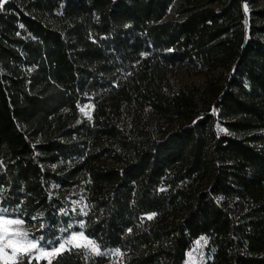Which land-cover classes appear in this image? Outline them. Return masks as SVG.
I'll return each mask as SVG.
<instances>
[{"label":"trees","instance_id":"1","mask_svg":"<svg viewBox=\"0 0 264 264\" xmlns=\"http://www.w3.org/2000/svg\"><path fill=\"white\" fill-rule=\"evenodd\" d=\"M0 207L107 264H264V0H9Z\"/></svg>","mask_w":264,"mask_h":264},{"label":"snow or ice","instance_id":"2","mask_svg":"<svg viewBox=\"0 0 264 264\" xmlns=\"http://www.w3.org/2000/svg\"><path fill=\"white\" fill-rule=\"evenodd\" d=\"M7 3L9 0H0V11H4V6ZM245 11H247V5H245ZM14 211L0 207V264H32V259L39 260L41 258L45 259L47 264H53L54 261L55 264H60L63 254L72 253L73 250H77L76 254H80V250H82L85 260L89 256L122 255L118 249L112 252L102 251L99 244L85 235L84 231L72 232L69 237L59 242L58 246H52V241H45L43 236L30 233L24 227L25 221L23 219L10 218ZM83 214L87 215L86 212ZM148 218L151 219L152 217L149 216ZM40 227L43 228V225ZM72 227L71 224L68 225V229ZM79 227L84 229L83 221L80 222ZM200 241H203L204 245L208 243L206 238L201 237L200 240L196 241L198 246H202Z\"/></svg>","mask_w":264,"mask_h":264},{"label":"rangeland","instance_id":"3","mask_svg":"<svg viewBox=\"0 0 264 264\" xmlns=\"http://www.w3.org/2000/svg\"><path fill=\"white\" fill-rule=\"evenodd\" d=\"M173 75H174V78L176 80V84L177 85L196 86L199 89H201L202 86H203V83H204V79L202 77H200V76H188L184 72H174ZM82 109H83V114L85 116H89L90 109L87 106L83 107ZM86 113H87V115H86ZM147 120H148L149 124H153V123H155L157 121L156 118L151 116V115H147ZM164 125H166V126H168L170 128L171 126L174 125V122L164 123ZM10 218H18V217H16L12 213V217H10ZM24 227L26 229H28L30 231V233H34L33 231H31L29 229V227H26L25 225H24ZM70 234L71 233H69L66 237H64L62 239L52 241L53 242L52 246H58V243L61 242L63 239L69 237ZM200 245H202V246H198L196 244V242L193 244L192 248L186 254V259L184 261V264H202L204 262L206 245L203 244V241H200ZM47 250H50V249H47ZM80 251L83 253L82 250H80ZM190 253H191V255H189ZM113 256L114 255L106 256V261L103 264H107L109 261H111V258H113ZM95 257L96 256H89L88 259L86 260V263L92 261V259L95 258ZM34 260H36V261H41V260L46 261L43 258H41L39 260H37V259H34Z\"/></svg>","mask_w":264,"mask_h":264}]
</instances>
